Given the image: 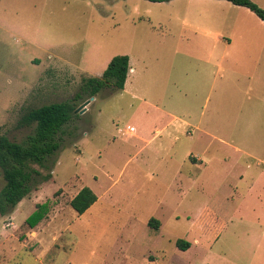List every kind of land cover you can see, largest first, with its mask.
<instances>
[{"label": "rangeland", "instance_id": "obj_1", "mask_svg": "<svg viewBox=\"0 0 264 264\" xmlns=\"http://www.w3.org/2000/svg\"><path fill=\"white\" fill-rule=\"evenodd\" d=\"M124 54L125 87L77 101L84 112L64 125L45 166L35 165L30 194L0 214V264H264V164L230 144L264 160V120L254 117L264 108L254 94L228 90L230 69L254 84L264 71V20L246 6L0 0V133L25 142L35 133L20 124L28 109L74 99ZM84 186L98 199L80 214L70 201ZM46 201L47 216L30 227Z\"/></svg>", "mask_w": 264, "mask_h": 264}, {"label": "trees", "instance_id": "obj_2", "mask_svg": "<svg viewBox=\"0 0 264 264\" xmlns=\"http://www.w3.org/2000/svg\"><path fill=\"white\" fill-rule=\"evenodd\" d=\"M169 1V0H151ZM236 5L246 6L264 20V9L252 0H228ZM130 70V56L127 54L114 56L101 76L85 79L81 92L72 100L52 102L32 107L23 114L20 124H35V133L25 142L12 140L8 135L0 133V170L5 184L0 190V214L6 215L31 192V181L38 173L35 165L45 166L48 156L61 147L58 134L76 114L77 101L84 94L89 97L97 95L104 88L123 89ZM47 178V177H46ZM98 199L95 191L82 187L71 199V206L80 214L84 213ZM53 201L38 203L36 209L27 218L30 227H35L50 211ZM149 224L159 227L160 220L152 218ZM182 249L190 247L186 239H177Z\"/></svg>", "mask_w": 264, "mask_h": 264}, {"label": "crops", "instance_id": "obj_3", "mask_svg": "<svg viewBox=\"0 0 264 264\" xmlns=\"http://www.w3.org/2000/svg\"><path fill=\"white\" fill-rule=\"evenodd\" d=\"M130 69H131V66H130ZM256 71H257V69H256ZM256 71H254V73H253L254 77H256V79H257L255 81V84H254V80L252 79V75L248 74L249 72H247V73L238 72L237 70H235L233 68L230 69L229 70V77H228V79H229L228 90H229V96L230 97L234 96V97L240 98L242 96V94H244V95L254 94V96L256 97V101L253 103V106L255 108L262 109V108H264V71L258 70L257 73H256ZM255 73H256V76H255ZM253 85H254V87H253ZM178 89H180L181 91L185 90V88L182 85H180V87ZM253 90H254V93L252 92ZM240 114H241V112H238V118H240ZM254 117L256 119V122H258L259 124H261L260 122L262 120H264V118L259 116V114H258V116H254ZM233 122H234V126H236V124H237V113L233 115ZM129 126H131V125H128V127ZM132 127H134V126L132 125ZM134 131H136L135 127H134L133 132ZM128 132H130V131H128ZM187 133L190 135L191 131H188ZM230 144H231V148L233 150H235L236 152L247 155V157H249L250 159L257 161V163L259 165L264 164V160L262 158H259L255 153L248 151L247 148H245L241 143L233 141ZM240 156H241V154H240ZM189 157L192 159V161H194V163L199 164L203 168H206L205 166L207 165V162L204 160L203 155H192L191 154V155H189ZM240 159H241V157L239 158V160ZM200 169H202V168H200ZM238 176H239V178H243L244 172L243 173L239 172ZM261 176H264V171L259 173V178ZM230 188H232V192H233V191H235L236 187L230 185ZM256 190L257 189L255 187H251V189L249 190L250 194L252 195V194L256 193L257 192ZM261 195L262 194L259 193L260 199L262 200ZM90 211H91V208L89 209L88 213ZM230 220H234V216H230ZM237 220H238V218H237Z\"/></svg>", "mask_w": 264, "mask_h": 264}, {"label": "water", "instance_id": "obj_4", "mask_svg": "<svg viewBox=\"0 0 264 264\" xmlns=\"http://www.w3.org/2000/svg\"><path fill=\"white\" fill-rule=\"evenodd\" d=\"M89 102H90V101H87L86 103H89ZM84 110H85V107H84V105H82L81 107L77 108V109L75 110V112H78V111L84 112Z\"/></svg>", "mask_w": 264, "mask_h": 264}, {"label": "built area", "instance_id": "obj_5", "mask_svg": "<svg viewBox=\"0 0 264 264\" xmlns=\"http://www.w3.org/2000/svg\"><path fill=\"white\" fill-rule=\"evenodd\" d=\"M129 129H130L131 131H133V130H134V127H132V126H129Z\"/></svg>", "mask_w": 264, "mask_h": 264}]
</instances>
